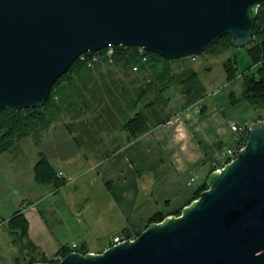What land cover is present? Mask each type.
Wrapping results in <instances>:
<instances>
[{
  "label": "water",
  "instance_id": "obj_1",
  "mask_svg": "<svg viewBox=\"0 0 264 264\" xmlns=\"http://www.w3.org/2000/svg\"><path fill=\"white\" fill-rule=\"evenodd\" d=\"M264 0H0V109L37 108L83 53L142 46L194 57L231 36L245 47ZM178 214L100 252L33 264H264V120ZM30 254L27 253V256Z\"/></svg>",
  "mask_w": 264,
  "mask_h": 264
},
{
  "label": "crops",
  "instance_id": "obj_2",
  "mask_svg": "<svg viewBox=\"0 0 264 264\" xmlns=\"http://www.w3.org/2000/svg\"><path fill=\"white\" fill-rule=\"evenodd\" d=\"M242 79L239 72L231 81L225 78L221 88L191 104L183 105L181 94L179 107L169 102L167 122L130 140L121 127L104 138L94 137L88 127L65 128L56 138L41 131L39 136L46 133L39 143L41 158L62 182L37 179L34 160L5 169L12 179L0 183V264H27L7 227L17 211L26 219L28 240L47 260L72 244L100 252L115 235L141 232L155 213L180 211L205 181L216 153L233 145L230 123L258 119L244 117L252 106L242 98ZM10 150L0 159L16 158ZM80 150L106 152L90 157Z\"/></svg>",
  "mask_w": 264,
  "mask_h": 264
},
{
  "label": "trees",
  "instance_id": "obj_3",
  "mask_svg": "<svg viewBox=\"0 0 264 264\" xmlns=\"http://www.w3.org/2000/svg\"><path fill=\"white\" fill-rule=\"evenodd\" d=\"M229 47H231V36L225 35L203 52L216 53ZM245 48L251 64L244 72L239 73L243 78L242 98L246 99L252 107L264 108V6L258 9L250 39ZM183 60L184 58L166 60L152 52H147V60L143 62L135 53V46H127L125 51L115 46L114 63H100L101 68L97 70L93 69L94 65L87 67L77 58L53 83L44 105L19 111L0 109V152L10 148L17 139L27 134L32 123L41 119L49 105L53 104L57 110L61 109L59 105L56 106L59 102L55 101L56 92L53 91L58 86L63 92V100L69 104L82 101L83 105L87 106L91 101L101 104L112 101L115 107H119L120 110L123 108L119 120L121 128L127 133V139L139 137L167 122L172 116L169 112L170 99L166 96L169 87L175 86L184 96L186 104L206 96L205 85L198 73L193 68L180 63ZM174 65H178L177 68ZM223 68L226 81H231L238 75L235 59L227 58L223 62ZM140 102L141 108H137ZM105 117L109 118V115ZM212 170L213 168L208 174ZM35 173L39 180H52L55 185L62 182L45 158L37 161ZM206 188L204 181L196 189L192 199L197 198ZM165 216L162 213H155L150 217L148 224L160 221ZM7 227L24 255L30 254L27 256V264H33L36 261L54 262L52 259L47 260L42 255H38L35 246L27 238V222L20 211L9 218ZM24 239L26 240L23 241ZM71 251L74 249L66 248L61 252L64 256Z\"/></svg>",
  "mask_w": 264,
  "mask_h": 264
},
{
  "label": "rangeland",
  "instance_id": "obj_4",
  "mask_svg": "<svg viewBox=\"0 0 264 264\" xmlns=\"http://www.w3.org/2000/svg\"><path fill=\"white\" fill-rule=\"evenodd\" d=\"M227 58L235 59L237 72L239 73L244 72L251 64L247 49L245 47L235 48L233 46L216 53L203 52L194 57L184 58L180 63H183L186 67L193 68L198 73L200 80L205 85L207 94H209L216 88H221L222 84L225 82L223 62ZM100 65V63L94 64L93 69L97 70L98 68H101ZM177 66L178 65H174L176 68ZM181 66L179 68H181ZM64 83L65 81L62 85H64ZM53 91L56 92L55 101L59 102L56 103V106L59 105L61 109L57 110L53 104L49 105L48 109L44 112V115L41 116V119L32 123L28 133L17 139L10 148L6 149H11L10 151H12L11 153L13 154L10 156H15L17 159L20 157L19 159H22L23 161L21 162L19 159L16 161V158L14 157V159L11 157L0 159L1 186L5 184V181H10L12 179V176H8L7 172H5V169H8L7 167L10 164L14 166L27 165L33 160L37 162L41 158V154L43 153H40L42 151V146L39 143L41 141L45 142L46 133L44 137V134H40L43 137V140H40L41 136H39V133L43 130L51 131L52 134H49L48 136L55 137L60 136V132H63L65 128H69L70 130L75 129L79 132L81 128L88 127L89 132H92L94 137L100 136L101 138H104L111 133V129L121 127L119 117L121 116V113H123V108L120 110L119 107H115L112 101H107L103 104L91 101L87 106L83 105L84 103L82 101L69 104L63 100V92L60 89V86L56 87ZM166 95L170 97V105L180 106L182 95L175 86H171L166 91ZM186 103V100H184L183 105ZM141 104L142 103L140 102L137 105V108H141ZM263 109L264 108L262 107H252L244 117L259 115L263 112ZM169 112L172 114L171 110ZM106 115H109V118H106ZM37 152L40 153L39 157L36 155ZM105 152V150L94 152L87 150L78 151L79 154L91 153L90 157L98 156ZM1 153L2 152H0V154ZM17 168L22 167H16V169ZM79 247L81 249V245H79ZM87 248L91 250L96 249L97 247L88 245ZM22 256L27 261V256L24 255V252H22Z\"/></svg>",
  "mask_w": 264,
  "mask_h": 264
},
{
  "label": "built area",
  "instance_id": "obj_5",
  "mask_svg": "<svg viewBox=\"0 0 264 264\" xmlns=\"http://www.w3.org/2000/svg\"><path fill=\"white\" fill-rule=\"evenodd\" d=\"M115 46H119L125 51L127 49V46L123 45H108L103 49H100L98 51H89L86 53L81 54L78 59L80 62L84 63L87 67H92L95 63H105V64H113L114 63V53H115ZM147 52L146 49L142 46H135V53L138 55V57L141 59V61L145 62L147 60ZM257 120H264V110L263 112L258 115ZM230 129L235 135V141L233 145L230 147L224 148L222 151H219L216 153L215 157L211 160V168L214 169H220L222 168L226 163L233 160L238 151L244 146L245 141L248 136V128L249 124L244 125H238L235 123H230ZM135 235L131 233H123L121 235H115L112 238V241L110 245H113L115 243H118L126 238H134ZM77 244H72L71 249H74V251L78 250ZM82 252V251H80ZM63 258L62 252L57 253L54 258L52 259L54 262H57Z\"/></svg>",
  "mask_w": 264,
  "mask_h": 264
},
{
  "label": "bare ground",
  "instance_id": "obj_6",
  "mask_svg": "<svg viewBox=\"0 0 264 264\" xmlns=\"http://www.w3.org/2000/svg\"><path fill=\"white\" fill-rule=\"evenodd\" d=\"M256 120V119H255Z\"/></svg>",
  "mask_w": 264,
  "mask_h": 264
}]
</instances>
